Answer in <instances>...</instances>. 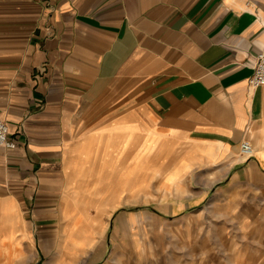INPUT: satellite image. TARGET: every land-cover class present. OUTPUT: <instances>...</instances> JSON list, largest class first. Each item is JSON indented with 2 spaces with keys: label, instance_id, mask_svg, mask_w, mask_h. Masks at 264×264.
Here are the masks:
<instances>
[{
  "label": "crops",
  "instance_id": "0c3cea01",
  "mask_svg": "<svg viewBox=\"0 0 264 264\" xmlns=\"http://www.w3.org/2000/svg\"><path fill=\"white\" fill-rule=\"evenodd\" d=\"M263 50L264 0H0V264L264 193Z\"/></svg>",
  "mask_w": 264,
  "mask_h": 264
},
{
  "label": "rangeland",
  "instance_id": "374dc122",
  "mask_svg": "<svg viewBox=\"0 0 264 264\" xmlns=\"http://www.w3.org/2000/svg\"><path fill=\"white\" fill-rule=\"evenodd\" d=\"M262 191L255 187L236 195L235 201L243 203L239 211L207 207L179 217L161 215L142 200L129 201L114 211L109 228H103L102 235L76 254L48 241L40 244L39 253L33 249L36 259L26 264H264ZM129 212L135 214L127 216L128 225L124 221L118 231L115 219ZM60 228L56 225L41 237L48 234L52 238Z\"/></svg>",
  "mask_w": 264,
  "mask_h": 264
},
{
  "label": "built area",
  "instance_id": "2783aa9c",
  "mask_svg": "<svg viewBox=\"0 0 264 264\" xmlns=\"http://www.w3.org/2000/svg\"><path fill=\"white\" fill-rule=\"evenodd\" d=\"M264 85V50L257 55L254 72L249 79L251 89L258 88ZM14 140L9 131V127L5 120L0 116V147L4 149H14L16 147ZM240 152L246 158L254 155V147L250 140L245 139L240 144Z\"/></svg>",
  "mask_w": 264,
  "mask_h": 264
}]
</instances>
